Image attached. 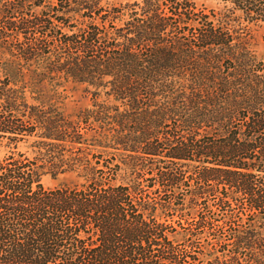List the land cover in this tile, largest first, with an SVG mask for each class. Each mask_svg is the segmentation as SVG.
<instances>
[{
  "label": "trees",
  "instance_id": "obj_1",
  "mask_svg": "<svg viewBox=\"0 0 264 264\" xmlns=\"http://www.w3.org/2000/svg\"><path fill=\"white\" fill-rule=\"evenodd\" d=\"M220 1L0 0V264H264V0Z\"/></svg>",
  "mask_w": 264,
  "mask_h": 264
},
{
  "label": "rangeland",
  "instance_id": "obj_2",
  "mask_svg": "<svg viewBox=\"0 0 264 264\" xmlns=\"http://www.w3.org/2000/svg\"><path fill=\"white\" fill-rule=\"evenodd\" d=\"M38 1V0H36ZM55 0H42V2H44V4L46 5H50V3L54 2ZM111 3L114 4H120V3H124L126 1H133V0H108ZM197 7L199 8V11H202L203 14H209L210 16L212 15H221L222 13H226L227 9L225 8V5L222 1L220 0H193ZM14 2V0H3V3L9 4ZM31 5V2L29 0L28 2ZM31 7V6H30ZM251 46L253 47V49L255 50L257 56L259 59H261V62L263 64L264 67V30L262 28L259 27H252V31L250 34V38L247 40ZM66 93L68 95L67 97V109L69 111H72L76 108H79L81 106L87 105L89 104L90 100L88 97L85 96V94L82 91V87L81 86H77L72 82L66 83ZM28 148L26 146H20V151H26ZM9 151V149L5 146H0V159L3 158L5 156V154ZM28 152H31V150L28 149ZM74 181H76V177L74 174H67V175H61L59 178L57 179H53L51 176L46 175L43 177V183L45 186L47 187H56V186H60L63 184H67V185H71L72 183H74ZM180 192L184 193L187 197L186 200L188 199V195L190 194V189L189 187H185L183 190L179 189ZM170 193V194H169ZM174 191L172 190V192H168V194L166 196H160V192L157 191V193H152V199L154 201H162V199L164 200H168L169 197L171 195H173ZM162 197V198H161ZM214 198L212 196V199L210 201H213ZM206 205V203L204 204ZM208 207V206H207ZM214 210H215V206H213L212 208H206L204 214L205 215H209L211 217H214ZM217 218H221V215H219ZM215 223H217V221H215ZM195 225L190 224V225H186L187 229H193ZM179 229V233L184 232L183 228H178ZM194 230V229H193ZM187 231V230H186ZM225 231V230H223ZM222 229L221 228H216L215 232L211 231L209 232V230H202L200 235L198 236L197 239V245L199 246H206V245H211V247H213V249L218 250V245H216L215 241H214V233H219L222 235ZM181 235V234H179ZM178 235V238H180V236ZM195 236V237H197ZM225 237V236H224ZM228 237V235H227ZM226 237V238H227ZM188 241L190 242L192 237H187ZM199 249V248H197ZM221 253V252H220ZM229 253V252H227Z\"/></svg>",
  "mask_w": 264,
  "mask_h": 264
}]
</instances>
